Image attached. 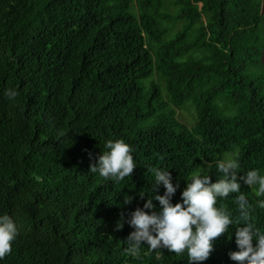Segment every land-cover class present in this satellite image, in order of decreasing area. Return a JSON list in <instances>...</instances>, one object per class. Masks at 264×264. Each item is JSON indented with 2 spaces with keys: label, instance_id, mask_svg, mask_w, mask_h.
Returning a JSON list of instances; mask_svg holds the SVG:
<instances>
[{
  "label": "trees",
  "instance_id": "16d2710c",
  "mask_svg": "<svg viewBox=\"0 0 264 264\" xmlns=\"http://www.w3.org/2000/svg\"><path fill=\"white\" fill-rule=\"evenodd\" d=\"M261 10V0H0V214L18 227L0 264H189L143 242L133 257V229L115 225L151 197L150 167L179 183L173 203L198 167L219 178L228 153L238 176L264 174L263 83L248 69L261 68ZM188 106L191 127L176 119ZM117 138L136 166L106 180L89 165ZM240 183L264 230V196ZM238 194L217 206L238 216ZM236 226L192 264H237Z\"/></svg>",
  "mask_w": 264,
  "mask_h": 264
},
{
  "label": "clouds",
  "instance_id": "9594fccd",
  "mask_svg": "<svg viewBox=\"0 0 264 264\" xmlns=\"http://www.w3.org/2000/svg\"><path fill=\"white\" fill-rule=\"evenodd\" d=\"M5 95L13 99L17 91L6 90ZM104 147L106 151L96 156L89 170L106 180L120 181L128 177L136 166L130 145L117 138L106 140ZM225 156L215 162L219 178L210 182L206 165L198 167L190 173L180 191V199L175 203L172 197L179 183L172 182L168 169L150 167L148 170L153 177L151 197L144 199L143 205L130 211L127 217L122 214L115 225L120 229L126 223L133 229L126 238L125 251L138 257L143 242L148 252L155 249L157 255L162 254V249L176 254L186 252L187 260L192 264L204 261L213 248L214 238L225 233L230 224H235L238 225L234 233L237 250L228 253L229 259L237 264H264V230L252 220V205L240 192L243 181L248 187L256 186V196H264V174L253 168L238 176V157L235 153ZM160 186L163 187L162 195L158 193ZM230 193H239L235 196L236 217L217 206V198L227 197ZM144 195L139 193L141 198ZM131 199V196H125L124 203ZM153 200L159 207L154 206ZM256 207L264 208V199L257 200ZM17 234L18 227L11 216L0 214V258L11 250V241Z\"/></svg>",
  "mask_w": 264,
  "mask_h": 264
},
{
  "label": "rangeland",
  "instance_id": "374dc122",
  "mask_svg": "<svg viewBox=\"0 0 264 264\" xmlns=\"http://www.w3.org/2000/svg\"><path fill=\"white\" fill-rule=\"evenodd\" d=\"M171 2L174 0H170ZM262 2V10H261V18L259 20L258 23V45L261 48V43L264 44V0H261ZM175 9L174 7L171 5L169 8V12L174 13ZM260 63H261V68H254V66H250L248 69L254 71V73L256 75H259L261 78V81L263 83V90H264V48L261 52V57H260ZM222 102L225 104L224 100H222ZM223 103L221 104V106L223 107ZM180 123L185 124L188 127H191L194 123V117H193V113L191 111V108L188 106L186 107L184 110L179 111L177 118H176ZM232 153H228L226 154L225 157L229 156V154H233Z\"/></svg>",
  "mask_w": 264,
  "mask_h": 264
}]
</instances>
